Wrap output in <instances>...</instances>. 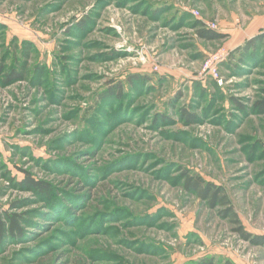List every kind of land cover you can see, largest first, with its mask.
<instances>
[{"label":"rangeland","instance_id":"1","mask_svg":"<svg viewBox=\"0 0 264 264\" xmlns=\"http://www.w3.org/2000/svg\"><path fill=\"white\" fill-rule=\"evenodd\" d=\"M261 27L264 0H0V264H264L183 188L264 236V46L231 53Z\"/></svg>","mask_w":264,"mask_h":264},{"label":"trees","instance_id":"2","mask_svg":"<svg viewBox=\"0 0 264 264\" xmlns=\"http://www.w3.org/2000/svg\"><path fill=\"white\" fill-rule=\"evenodd\" d=\"M199 35L201 38L207 40H217L223 38L224 36L223 34H219L209 29L202 30L201 32H199ZM257 42H259L261 46H264V30L259 32L253 38L247 40L242 46H240V48L238 47L236 51L242 53L250 51L254 48ZM141 77H143V75H138L134 78L141 79ZM9 78H17L16 80H20L21 76L18 71H11V73L9 74ZM254 106L258 113L264 114V101L256 103ZM238 108L241 107L238 106ZM187 118V121L191 123L190 114L187 115ZM183 180V188L185 191L194 193L196 196L206 201V203H208L213 208L217 206L224 207L225 209L222 212L223 215L225 216V218L231 219L232 222L237 225L236 232H238L244 240L264 245V236L252 235L251 233L243 230L236 214L231 211V207L229 206L227 197L221 187L216 186L211 182H206L201 177L190 175L187 171L183 173ZM14 183L18 188H28L30 190H36L37 192L46 190L45 184L34 180L30 175H24V178L21 181H14ZM19 218L20 216L16 215H8L6 213L0 214V240H2L6 235L11 237L16 236L17 234L19 235V233L21 232L18 226ZM200 264H214V262L212 259H203ZM223 264L234 263L226 261Z\"/></svg>","mask_w":264,"mask_h":264},{"label":"built area","instance_id":"3","mask_svg":"<svg viewBox=\"0 0 264 264\" xmlns=\"http://www.w3.org/2000/svg\"><path fill=\"white\" fill-rule=\"evenodd\" d=\"M204 25L207 27V28H209V29H212V27H210V25L208 24V23H204ZM215 28V27H214ZM225 55H224V53H222L219 57H216V60H217V62H222V61H224V59H225V57H224ZM217 62H215V63H217ZM209 70V75L212 77V78H214L215 80H217V71H216V69L214 68V66L213 67H211V68H208Z\"/></svg>","mask_w":264,"mask_h":264},{"label":"crops","instance_id":"4","mask_svg":"<svg viewBox=\"0 0 264 264\" xmlns=\"http://www.w3.org/2000/svg\"><path fill=\"white\" fill-rule=\"evenodd\" d=\"M259 29H260L259 32L264 30V28H262V27L259 28ZM216 30H217V29H216ZM216 32L219 33V34H223V35L226 34V31H223V30H217ZM254 35H255V33H254L253 35H249V36L244 37V39L240 40V43L238 42V43L235 45V47L231 49V52L234 51L235 48H238V47L242 46L243 43H244L245 41H247L248 39H250V38L253 37ZM243 40H244V41H243ZM242 41H243V42H242Z\"/></svg>","mask_w":264,"mask_h":264}]
</instances>
